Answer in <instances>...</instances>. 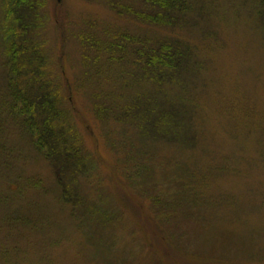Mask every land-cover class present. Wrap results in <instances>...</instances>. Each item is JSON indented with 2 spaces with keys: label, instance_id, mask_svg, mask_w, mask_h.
I'll list each match as a JSON object with an SVG mask.
<instances>
[{
  "label": "rangeland",
  "instance_id": "rangeland-1",
  "mask_svg": "<svg viewBox=\"0 0 264 264\" xmlns=\"http://www.w3.org/2000/svg\"><path fill=\"white\" fill-rule=\"evenodd\" d=\"M41 1L45 69L86 158L66 180L80 201L63 197L13 112L0 30V264H264V20L254 0H192L174 28L125 11L141 0ZM4 14L0 0V28ZM116 32L187 48L179 84L155 93L104 60L95 75L82 37ZM136 92L156 98L151 111L126 114ZM168 104L176 110L161 112Z\"/></svg>",
  "mask_w": 264,
  "mask_h": 264
},
{
  "label": "trees",
  "instance_id": "trees-1",
  "mask_svg": "<svg viewBox=\"0 0 264 264\" xmlns=\"http://www.w3.org/2000/svg\"><path fill=\"white\" fill-rule=\"evenodd\" d=\"M141 3L142 8L125 7V11L131 12L139 22L155 27L174 28L192 9V0H141ZM253 4L257 16L264 20V0H254ZM1 6L5 13L0 30L7 60V91L16 101L13 112L21 118L19 124L31 132L36 148L52 166L63 197L73 203L80 201L77 192L73 191L74 198L71 197L66 180L76 181L78 175L84 173L86 158L82 142L64 108L61 84L45 69L48 58L38 32L44 27L40 16L42 1L1 0ZM81 42L84 63L95 70V75L99 74L100 61L104 60L106 66L117 70L118 79L147 82L152 85V91L164 95L165 88L179 84L182 71L191 63L187 48L179 47L177 40H152L147 36L116 32L107 41L83 36ZM64 79L71 97L70 82L65 76ZM145 97L136 92L125 107L126 114L136 110L151 111L156 98L150 92L149 97ZM173 108L174 105L168 104V109L161 112ZM102 110L108 108L97 105V114Z\"/></svg>",
  "mask_w": 264,
  "mask_h": 264
}]
</instances>
